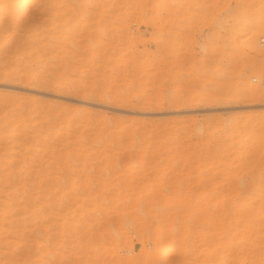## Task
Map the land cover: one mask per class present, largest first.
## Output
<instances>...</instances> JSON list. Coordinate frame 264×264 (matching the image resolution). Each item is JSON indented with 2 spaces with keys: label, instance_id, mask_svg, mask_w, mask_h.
Listing matches in <instances>:
<instances>
[{
  "label": "rangeland",
  "instance_id": "rangeland-1",
  "mask_svg": "<svg viewBox=\"0 0 264 264\" xmlns=\"http://www.w3.org/2000/svg\"><path fill=\"white\" fill-rule=\"evenodd\" d=\"M262 38L264 0L1 19L0 264H159L187 227L160 264H264Z\"/></svg>",
  "mask_w": 264,
  "mask_h": 264
},
{
  "label": "bare ground",
  "instance_id": "bare-ground-1",
  "mask_svg": "<svg viewBox=\"0 0 264 264\" xmlns=\"http://www.w3.org/2000/svg\"><path fill=\"white\" fill-rule=\"evenodd\" d=\"M12 1L13 0H3V2L1 3L2 5L0 4V20L1 19L3 20L4 18H9V20H13V17L15 16V19H17L18 21H22V19L30 12V10L32 9L33 5L36 2V0H15V3H13ZM14 13H15V15H14ZM254 52H256V50H254ZM257 54L255 55V57H253L254 59L251 58L252 64H250V62H249L250 66L252 68L250 75L254 74V73L252 74L253 68H254L253 71H255L256 66H258L260 64V61L258 60V58H256ZM258 76H260V73L257 76L254 75V77L252 78V81L257 79ZM252 85H251V87H252ZM252 88L254 89V87H252ZM252 88H251V90H252ZM253 93H254V91H253ZM257 93L259 94V92H257ZM258 98H261L262 100H264V92L260 93ZM238 199H239L240 205L246 203L249 200V198L246 194H242V196H240ZM188 231L189 230L187 227V229L182 231L183 232L182 235H180V233L179 234L177 233V234H174V236H176V237H174L173 239L164 241L159 252L156 253V256H155V254H153L155 256L156 262L159 264L160 263H166L168 260H170L172 258V255L178 253L179 248H180L179 244H183L184 242L187 241L185 238L188 235L187 234ZM175 232H177V231H175Z\"/></svg>",
  "mask_w": 264,
  "mask_h": 264
},
{
  "label": "built area",
  "instance_id": "built-area-1",
  "mask_svg": "<svg viewBox=\"0 0 264 264\" xmlns=\"http://www.w3.org/2000/svg\"><path fill=\"white\" fill-rule=\"evenodd\" d=\"M260 45L263 48V56H262L263 63H262L261 76L253 80V82L261 85L264 88V38L260 39Z\"/></svg>",
  "mask_w": 264,
  "mask_h": 264
},
{
  "label": "water",
  "instance_id": "water-1",
  "mask_svg": "<svg viewBox=\"0 0 264 264\" xmlns=\"http://www.w3.org/2000/svg\"><path fill=\"white\" fill-rule=\"evenodd\" d=\"M0 88H6V89H8L9 87H7V86H0Z\"/></svg>",
  "mask_w": 264,
  "mask_h": 264
}]
</instances>
